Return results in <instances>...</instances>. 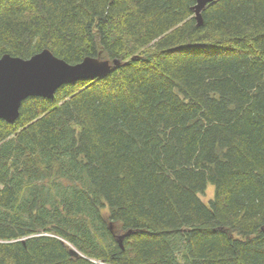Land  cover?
<instances>
[{
  "label": "trees",
  "instance_id": "16d2710c",
  "mask_svg": "<svg viewBox=\"0 0 264 264\" xmlns=\"http://www.w3.org/2000/svg\"><path fill=\"white\" fill-rule=\"evenodd\" d=\"M195 5L0 0V59L112 65L0 119V264H264V0Z\"/></svg>",
  "mask_w": 264,
  "mask_h": 264
},
{
  "label": "water",
  "instance_id": "95a60500",
  "mask_svg": "<svg viewBox=\"0 0 264 264\" xmlns=\"http://www.w3.org/2000/svg\"><path fill=\"white\" fill-rule=\"evenodd\" d=\"M216 1L195 0L193 11L199 26L203 25V11ZM100 57L101 54L98 58L88 57L77 65H70L56 58L49 50L28 60L4 55L0 59V119L15 123L20 116L22 103L28 98L54 99L62 86L106 78L112 71V65ZM120 65L119 60L113 61V66ZM109 228L122 248L124 240L136 233H122L113 225ZM63 243L69 247L72 257L81 256L75 248Z\"/></svg>",
  "mask_w": 264,
  "mask_h": 264
},
{
  "label": "rangeland",
  "instance_id": "374dc122",
  "mask_svg": "<svg viewBox=\"0 0 264 264\" xmlns=\"http://www.w3.org/2000/svg\"><path fill=\"white\" fill-rule=\"evenodd\" d=\"M214 194H215L214 186L209 184L205 194L201 195V199L203 200L204 203L209 204L210 201L214 199Z\"/></svg>",
  "mask_w": 264,
  "mask_h": 264
},
{
  "label": "bare ground",
  "instance_id": "6f19581e",
  "mask_svg": "<svg viewBox=\"0 0 264 264\" xmlns=\"http://www.w3.org/2000/svg\"><path fill=\"white\" fill-rule=\"evenodd\" d=\"M85 59H86V58H85ZM26 100H27V99H26ZM26 100H25V101H26ZM25 101H24V102H25Z\"/></svg>",
  "mask_w": 264,
  "mask_h": 264
}]
</instances>
